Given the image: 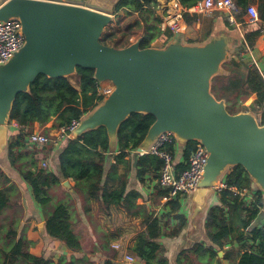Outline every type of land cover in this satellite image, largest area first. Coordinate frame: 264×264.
<instances>
[{"label": "trees", "instance_id": "16d2710c", "mask_svg": "<svg viewBox=\"0 0 264 264\" xmlns=\"http://www.w3.org/2000/svg\"><path fill=\"white\" fill-rule=\"evenodd\" d=\"M199 1L201 0H179V3L189 9ZM234 2L241 10L238 21L243 23L246 29L241 46L253 48L264 24V0ZM252 4L257 7L259 21L245 24L247 7ZM123 7H128L139 14L143 24L141 48L150 47L162 32L158 27L161 20L156 15L157 0H122L116 10ZM183 16L187 25L194 22L202 23V40L211 36L219 25L235 34V28L230 26L224 17L222 22L217 24L213 18L203 19L200 14L187 12ZM248 26H251L249 30ZM165 33L168 40L176 36L169 30ZM112 38L113 32L104 31L100 43L108 45L110 41L111 45L118 48V42L113 41L115 44H112ZM223 69L225 75L212 80L211 92L216 99L225 100L226 109L230 114L241 111L257 112L264 108V77L256 66L231 58L223 64ZM93 73L91 69L77 67L75 78L79 90L71 84L72 77L50 79L43 75L38 76L30 85L28 93H19L16 96L9 117V124L15 125L18 130L8 140L7 161L29 187L34 201L41 208L46 239L49 242H60L71 255L69 257L61 255L54 260L31 251L33 242L27 239L26 227L20 228L21 216H17V213L21 212V205L19 199L14 198L17 187L13 184L0 189V264H94L86 254H94L96 251L107 257L104 264H114L112 260L115 254L109 248L108 242L98 241V236L91 226L90 229L80 220L77 222L73 220L70 209L72 204L69 201L53 203L49 190L60 185V178L48 168H38L40 155L45 159L50 154H58L57 173L64 180L73 179L74 193L80 199L85 214L89 211L90 201L96 202L98 210L105 214L109 213L112 205L121 206L128 214L133 215L135 213H131L132 207L138 209V212L146 211V201L142 196L137 191L128 189L127 177L131 169H134L135 178L139 183L145 182L147 175L150 180H157L162 161L154 155L139 157L135 154L130 160L126 158L129 151L138 149L154 122L153 116L130 115L119 128L117 150L112 154L108 151V135L103 127L74 139L68 137L63 141L59 153L53 151L50 145H37L31 148L27 143L35 123L40 127L46 126L45 132L59 129L72 120H80L101 101L102 98L97 94L99 85L94 80ZM253 96L255 98L249 101ZM246 101L247 105L243 106ZM194 145V142H190L182 149L184 163L176 167L178 174L186 169V162ZM176 146L175 141L167 145L166 150L174 155ZM120 165L126 167L123 174L118 173ZM224 182L227 188L220 192V204L212 206L205 218V228L213 244L206 248L194 247L183 252L182 257L185 262L189 261V258H195L197 263H203L205 260L206 264H221L219 259L217 260L214 244L221 250L224 242L231 239L240 245L237 249L225 253L224 260H228L230 264H264V227L260 228L257 225L263 208L262 192L256 190L257 198L249 204L234 193L249 189L252 183L241 166L231 168L224 176ZM157 193L163 198L167 196L168 191L158 190ZM140 200L142 203L138 205ZM166 205L169 206L170 212L163 216L170 218L171 214L180 209L179 197L169 200ZM174 217L178 223L171 235H178L185 226V219L179 215ZM142 218L147 228L138 235L131 255L140 259L143 264H167L163 255L164 250L157 243V239L162 235L161 219H153L148 215H142ZM248 241L255 243V251H244V244ZM74 254L81 256L77 257Z\"/></svg>", "mask_w": 264, "mask_h": 264}, {"label": "water", "instance_id": "95a60500", "mask_svg": "<svg viewBox=\"0 0 264 264\" xmlns=\"http://www.w3.org/2000/svg\"><path fill=\"white\" fill-rule=\"evenodd\" d=\"M66 1L6 0L0 6V22L18 20L25 38L22 48L0 65V154L7 149L16 96L28 93L40 75L69 78L81 67L93 70L97 83H112L114 90L79 120L72 139L103 127L112 154L122 123L132 114L151 115L154 122L138 151H147L170 132L178 147L194 142L209 153L200 187L190 195L194 222L235 166L264 197V108L261 122L253 111L230 114L225 100L211 92L212 80L225 75L223 64L239 44L231 31L217 28L200 43H186L178 35L147 48H141L140 37L116 48L100 43L112 15L78 4L84 0ZM39 229L45 234L44 224Z\"/></svg>", "mask_w": 264, "mask_h": 264}, {"label": "crops", "instance_id": "0c3cea01", "mask_svg": "<svg viewBox=\"0 0 264 264\" xmlns=\"http://www.w3.org/2000/svg\"><path fill=\"white\" fill-rule=\"evenodd\" d=\"M61 2H70L66 0H59ZM122 0H84L82 3H78L80 5H83L87 8H91L103 13H107L113 16V21L110 24L109 27H107L105 30L107 31H116L115 27L118 25V27H122L123 31H119L122 33V35H125L126 38L123 40L124 42L121 43V38L119 36H116L113 38V41L118 42L120 45H118V48H123L128 46L129 44L137 41L140 37L143 36V24L141 22V19L139 17V14L137 12L132 11L128 7H123L119 10H116L118 3ZM6 2V0H0V6ZM200 2V1H199ZM180 4L179 0H157V10L156 15L159 17L160 20H162V17L164 16L165 8H170L172 5ZM203 19L213 18L217 24H220V21L223 19V16L220 14L212 15V16H204L202 15ZM247 19V18H246ZM222 22V21H221ZM255 21L246 20L245 24H254ZM182 31L177 34L181 35L185 39L187 38V35H195L191 40L194 43H200L202 42L203 37V25L200 22H194L191 25H187L186 22L182 21ZM218 26V25H217ZM159 29H161V22L158 25ZM223 26H218V28H222ZM235 28V37L239 39V44L235 47L234 52L231 54L233 57L234 55L242 56V61L249 63L250 65L256 66L259 71L264 72V66L263 70L261 71L259 67L260 61H263L264 63V47H259L258 44L262 42V45L264 44L263 40V30H264V24L262 26V32L258 40L256 41L253 48H248L247 46L242 47L241 46V39H243L245 34V27H243V23H240L238 21V26H232ZM110 28V30L108 29ZM251 28V26H248V30ZM162 30V29H161ZM198 36H202L200 40H196ZM151 46L159 47V44L154 45L153 42L151 43ZM264 46V45H263ZM259 52V53H258ZM262 52V53H261ZM261 53V54H260ZM231 57V58H232ZM70 79L71 84L79 90L78 83L75 85ZM40 129L39 124L35 123L33 125L32 132H36ZM18 128L15 125H10V135L8 140L10 139V136L14 134ZM54 130V129H53ZM28 143V142H27ZM62 142L59 146L54 147L52 144L50 146L53 148V151L59 153V149L61 148ZM34 147V146H33ZM32 148V147H31ZM117 150V149H116ZM137 150H131L128 153V157L126 159H131L137 155ZM58 155V154H57ZM57 155H48L47 158L43 159L40 156L39 162H38V168H48L52 172L56 173L58 175V178H60V185L54 186L49 190L50 196L53 198V203H59V202H67L69 201L71 205V211L73 215V220H80L82 224H86L91 226L94 230L95 235L98 236V241L106 240L108 242L109 248L111 251L115 254L113 257V263L114 264H143L140 259L135 257L137 260L136 263H128L126 262L125 258L126 256L131 255V249L134 247L135 242L137 240V237L139 234L143 233L146 228L147 224L143 222L142 215H148L154 218L161 219V227H162V235L157 239V243L161 247L162 250H164V257L167 261V264H206L205 260L203 263H197L194 259L195 258H189V261L185 262L182 253L185 251H189L193 249L194 247L201 246L203 248H206L208 246H211L213 243L210 241V238L208 237L207 230L205 228V218L208 213V210L214 206L220 204V192L223 189H219V185L225 184L224 177L219 182L217 188L214 190V194L212 195L211 199L209 200L208 207L204 212V216L201 219H198L197 221H193V203L190 195H177L175 198H169V195L160 198L158 196V190L164 191V189L160 188L157 180L153 179L150 180L149 176L147 175L145 177V182L139 183L137 179L135 178V170L131 169L130 173L128 174L127 181H128V189H132L137 191L143 198L146 207V211H137L138 209L132 207L131 213L128 214L127 210L121 206L112 205L110 206L109 213L105 214L104 212H101L98 210V205L94 201H90L88 204L89 211L85 214L82 209V204L78 196L74 193L73 186L74 181L72 178H69L67 180H64L60 177L58 171V161H57ZM174 158V164L175 169L177 171V166L181 163H184V160L182 158V148L176 146L175 154L173 155ZM132 162V161H131ZM43 163H45L47 166L43 167ZM184 165V164H183ZM126 170V167L123 165L118 166V173L123 174ZM229 172V171H228ZM227 172V173H228ZM226 175V174H225ZM224 175V176H225ZM67 182V184H65ZM16 185L17 191L19 194L15 195L16 197H19L20 205H21V211H22V218L20 221V228L26 227V236L27 239L33 242V246L31 247V251L36 255H42L44 258H51L56 260L61 255H66L69 257L71 253L58 241H48L45 237V234H41L39 225L44 224V216L41 211V208L38 206V204L34 201L31 191L29 187L21 180L18 173L11 168L7 161L6 152L3 154H0V189L8 187L9 185ZM116 187V184L114 185ZM158 187V188H156ZM256 187L253 183H251L249 189H243L242 191H234L235 194L239 195L240 199H242L246 204H249L251 202H254L257 198L256 194ZM56 192V193H55ZM60 197L58 198V196ZM14 196V197H15ZM179 197L180 202V209L175 214H171V217H165L163 215H167L170 212L169 206L166 205V203L171 199H176ZM18 199V198H15ZM73 201V203H72ZM142 203L140 200L137 204L139 205ZM262 204L263 208L260 211V217L258 222V227L263 228L262 224V216L264 213V197L262 194ZM142 210V209H141ZM179 215L185 219V226L182 228V230L179 232L178 235H171L175 226L177 225L178 221L175 219L174 216ZM35 228L37 230H35ZM90 228V227H89ZM91 229V228H90ZM169 234V235H168ZM96 244V242H95ZM253 242L248 241L244 244V251H255ZM113 245H118L119 248H114ZM238 244L235 240L232 242L231 239L226 240L224 242V246L221 250H218L216 245L214 244V251L216 253L217 260L219 259V262L221 264H230L228 260H224V255L231 249H237ZM55 250L57 253L56 255H53ZM75 256L79 257L81 254H74ZM90 260L94 264H104V262L107 260V257L103 254H101L99 251H96L94 254H86ZM233 256V255H232ZM194 257V256H193ZM217 264V263H214Z\"/></svg>", "mask_w": 264, "mask_h": 264}, {"label": "built area", "instance_id": "2783aa9c", "mask_svg": "<svg viewBox=\"0 0 264 264\" xmlns=\"http://www.w3.org/2000/svg\"><path fill=\"white\" fill-rule=\"evenodd\" d=\"M165 14L161 20V34L153 41V44L163 46L168 38L166 31H171L177 35L182 30L181 27L184 20V13H194L204 16H212L220 14L225 17V20L230 26H238V16L241 10L237 7L234 0H201L195 6L186 9L180 4L166 7ZM247 19L250 21H259L257 8L254 5H249L246 10ZM170 40V39H169ZM25 38L22 33L21 23L12 19L6 23L0 22V65L6 63L12 55L24 45ZM235 61L242 60L241 55L232 57ZM97 94L101 98L112 93L114 86L110 82L98 83ZM261 122L262 118H258ZM79 120H72L68 125L59 129H54L53 134L45 135L32 132L27 142L29 146L50 145L59 146L65 139L71 136L72 132L78 127ZM175 142L174 134L170 132L162 133L150 146L147 151H138L139 157L144 155H154L162 161V168L159 172L157 183L160 188L167 190L169 198H175L177 195H190L200 187V182L203 178L205 165L208 158V151L199 143H195L194 149L189 155L186 162V169L180 174L177 173L174 164L173 155L166 150V146ZM43 167L47 165L42 164ZM219 189H226L225 184H220ZM232 190V188H230ZM262 224L264 227V213L262 216ZM114 248H119L118 245H113ZM126 262L136 263L137 260L133 256H126Z\"/></svg>", "mask_w": 264, "mask_h": 264}, {"label": "rangeland", "instance_id": "374dc122", "mask_svg": "<svg viewBox=\"0 0 264 264\" xmlns=\"http://www.w3.org/2000/svg\"><path fill=\"white\" fill-rule=\"evenodd\" d=\"M252 5H254V4H252ZM254 6H256V5H254ZM257 8V7H256ZM224 17V16H223ZM225 18V17H224ZM225 24H226V22H224ZM110 26V25H109ZM108 26V27H109ZM109 30H110V28H108ZM116 29H119V31H123L122 30V27H118V25L115 27V30ZM106 31V30H105ZM118 30H116L115 32L112 30V31H109V32H113V38L114 37H116V36H119V38H121L122 40H121V43H123L124 41L123 40H125L126 38H128V37H125V35H122V33H120ZM107 32H108V30H107ZM193 37H195V35H191V36H189V35H187V38L185 39L184 37H182L183 38V40L186 42V43H194L191 39L193 38ZM202 37V36H201ZM201 37L200 36H198V38H196V40H200L201 39ZM112 38V39H113ZM120 43V44H121ZM262 43V42H261ZM112 44H115L114 42H113V40H112ZM119 43H118V45H120ZM108 45L109 46H111V42L109 41L108 42ZM117 45V46H118ZM264 45V44H263ZM114 46V45H113ZM263 51H264V49H263ZM235 53V52H234ZM259 53V52H258ZM262 53V52H261ZM260 53V54H261ZM232 57V56H231ZM231 57H230V59H231ZM264 58V57H263ZM259 63V67H260V69H261V71L263 70V66H264V63H263V61H260V62H258ZM262 73H264L263 71H262ZM263 77H264V75H262ZM72 80V82L76 85L77 83V79L75 78V76H72V78H71ZM255 97L253 96V97H251L250 99H249V101H251V99L253 100ZM247 103H248V101H246V102H244L243 103V106H246L247 105ZM241 112H245V111H241ZM255 114H256V117H257V119L258 118H262V114H263V109H261V110H258L257 112H254ZM45 129H46V126H44V127H40V129L37 131V133H41V134H45V135H49L50 133L51 134H53V130H51V131H49V132H45ZM31 147V146H30ZM56 193V192H55ZM17 194H19V192L17 191L16 192V195ZM60 197V195L58 196V198ZM14 198H18L19 199V197H14ZM59 203H62V202H59ZM17 216H21V218H22V211L20 212V213H17ZM77 224H79V223H76V225ZM53 252H54V254L53 255H56V251L55 250H53Z\"/></svg>", "mask_w": 264, "mask_h": 264}, {"label": "bare ground", "instance_id": "6f19581e", "mask_svg": "<svg viewBox=\"0 0 264 264\" xmlns=\"http://www.w3.org/2000/svg\"><path fill=\"white\" fill-rule=\"evenodd\" d=\"M182 28H183V27H181V29H182ZM258 46H259V47H264V46L262 45L261 42L258 44Z\"/></svg>", "mask_w": 264, "mask_h": 264}]
</instances>
